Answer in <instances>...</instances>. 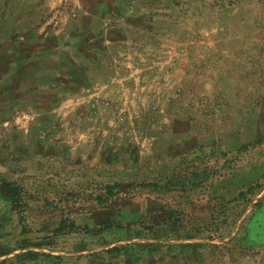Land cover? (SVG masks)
Here are the masks:
<instances>
[{
    "label": "rangeland",
    "instance_id": "rangeland-1",
    "mask_svg": "<svg viewBox=\"0 0 264 264\" xmlns=\"http://www.w3.org/2000/svg\"><path fill=\"white\" fill-rule=\"evenodd\" d=\"M255 161L264 0H0V264H264Z\"/></svg>",
    "mask_w": 264,
    "mask_h": 264
},
{
    "label": "trees",
    "instance_id": "trees-1",
    "mask_svg": "<svg viewBox=\"0 0 264 264\" xmlns=\"http://www.w3.org/2000/svg\"><path fill=\"white\" fill-rule=\"evenodd\" d=\"M141 185L143 186L145 185V187H154V188L158 186L156 183H152V182H149V183L144 182V183H141ZM120 186H121L120 183H114V184L108 185L107 190H108L109 195L111 196L114 195L116 192L115 190L118 189ZM261 186H264V183L258 182L254 185H249L245 191L242 190L240 192V196L245 198L248 194L254 193L256 189ZM2 187L13 195L14 204H22L19 198H20V195L24 193H21L19 185L11 181H2Z\"/></svg>",
    "mask_w": 264,
    "mask_h": 264
},
{
    "label": "crops",
    "instance_id": "crops-1",
    "mask_svg": "<svg viewBox=\"0 0 264 264\" xmlns=\"http://www.w3.org/2000/svg\"><path fill=\"white\" fill-rule=\"evenodd\" d=\"M246 165L249 166L248 167V171L245 170L246 167H247V166L245 167V165L244 166L243 165L241 166L242 167L241 170L244 173L246 172L245 174H247V175L257 177V176L261 175L264 172V166L261 163H258V161H255L253 163L246 164ZM261 167L263 168V171L262 172H261Z\"/></svg>",
    "mask_w": 264,
    "mask_h": 264
}]
</instances>
